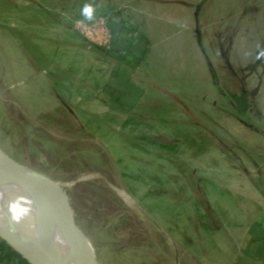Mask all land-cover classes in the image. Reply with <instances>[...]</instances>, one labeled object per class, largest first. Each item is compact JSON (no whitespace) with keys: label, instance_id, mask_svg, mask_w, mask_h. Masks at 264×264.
Here are the masks:
<instances>
[{"label":"rangeland","instance_id":"1","mask_svg":"<svg viewBox=\"0 0 264 264\" xmlns=\"http://www.w3.org/2000/svg\"><path fill=\"white\" fill-rule=\"evenodd\" d=\"M85 5L94 9L92 20L82 13ZM99 6L97 0H0V148L63 186L60 198L70 204L96 264H176L171 246L177 248L176 234L190 235L191 221L201 218L194 215L198 203L203 205L196 191L212 193L201 174L203 156L216 146L240 149L226 141L216 121L224 124L223 112L234 111L232 106H139L128 115L102 106H62L29 51L56 52L68 67L77 62L72 46L86 41L80 24L100 18ZM126 120L131 124L121 127ZM257 123L264 130V121ZM117 128L124 137L112 131ZM179 137L182 142L172 141ZM144 153L150 158L141 157ZM159 167L181 170L182 181L164 179ZM199 224L206 234L209 222Z\"/></svg>","mask_w":264,"mask_h":264},{"label":"crops","instance_id":"2","mask_svg":"<svg viewBox=\"0 0 264 264\" xmlns=\"http://www.w3.org/2000/svg\"><path fill=\"white\" fill-rule=\"evenodd\" d=\"M97 1L98 17L120 22L114 50L128 45L122 14L135 21L142 58L128 53L127 65L79 37L82 43L72 46L79 69L76 60L69 67L59 63L56 52L29 51L30 61L43 71L41 80L62 106H102L111 113H127L126 106L231 107L230 95L249 92L262 118L229 110L223 112L226 126L216 120L226 141L240 149L216 146V153L203 156L201 174L207 175L212 193L196 191L203 203L194 214L201 215L200 221L193 219L191 234H176L177 248L171 246L176 264H264V130L257 123L264 121V58H257L264 50V0ZM109 27L113 30L111 17ZM112 131L124 137L118 128ZM162 168L157 170L164 179L182 181L181 170ZM202 222L210 224L204 235ZM0 264H8L1 251Z\"/></svg>","mask_w":264,"mask_h":264},{"label":"water","instance_id":"3","mask_svg":"<svg viewBox=\"0 0 264 264\" xmlns=\"http://www.w3.org/2000/svg\"><path fill=\"white\" fill-rule=\"evenodd\" d=\"M50 183L61 185L14 160L0 148V187L15 185L34 202L35 209L30 229L25 223L18 226L11 215L6 214L7 223L0 218V240L29 264H62L56 243L57 223L61 220L71 247L72 263L96 264L86 236L69 213L70 204L60 198L62 188L52 192Z\"/></svg>","mask_w":264,"mask_h":264},{"label":"built area","instance_id":"4","mask_svg":"<svg viewBox=\"0 0 264 264\" xmlns=\"http://www.w3.org/2000/svg\"><path fill=\"white\" fill-rule=\"evenodd\" d=\"M124 21V32L127 44L136 45L140 40V32L137 28L135 21L129 18L126 14H122ZM110 16L100 17L94 20L91 24H80L82 33L89 44L96 45L102 48L105 56L114 57L121 63L127 62L126 59L128 53L126 51L114 50V45L117 43V38L114 31L109 27Z\"/></svg>","mask_w":264,"mask_h":264},{"label":"trees","instance_id":"5","mask_svg":"<svg viewBox=\"0 0 264 264\" xmlns=\"http://www.w3.org/2000/svg\"><path fill=\"white\" fill-rule=\"evenodd\" d=\"M111 17V27L113 28L114 34L116 36V38L118 39V34H117V30L119 29L120 22L118 23H113L114 20L116 18ZM116 46V44L114 45ZM121 47V46H120ZM137 45H127L126 47L122 46L121 49L122 51H126L127 53L130 54H134L137 58L140 57V59L142 58L143 52L137 51ZM230 99L233 103L232 109L233 111L241 116V117H250V115L254 114L256 117L258 118H262V113L260 111V109L258 108V106L256 105V103L251 99L249 92H242L241 94H232L230 95ZM127 109V113L131 114L132 113V109H134L137 106H126ZM126 112V111H125ZM131 120H126L124 122V126H128L129 124H131ZM132 137L127 136L126 137V141L128 143H133L132 142ZM140 141H144V142H149L150 145L154 146V147H161V145L159 144V142L157 140H149V138L146 137H140L137 138ZM162 148L164 149L165 147L162 146ZM0 251L2 252V254L5 256L8 264L11 263H18V264H29L24 258H22V256H20L17 252H15L10 246H8L5 242H3L2 240H0Z\"/></svg>","mask_w":264,"mask_h":264},{"label":"bare ground","instance_id":"6","mask_svg":"<svg viewBox=\"0 0 264 264\" xmlns=\"http://www.w3.org/2000/svg\"><path fill=\"white\" fill-rule=\"evenodd\" d=\"M57 187L62 188L63 186L59 185ZM57 187L51 184L50 190L52 192H54L53 190H56V189L59 190ZM122 195L126 197L127 200H130V197L124 195V193ZM21 196H25V195L15 185H6V186L0 187V218L5 223H7L6 214L11 215L18 226H20L21 223H25L26 228L30 229L32 227V224L30 222L31 214L17 219L15 218V213L9 211L10 205ZM56 218H58V216ZM57 225L58 227H57L56 243L58 244V247L61 252L62 264H73L71 260V247L66 237L67 234L65 232L64 225L62 224L61 220H59Z\"/></svg>","mask_w":264,"mask_h":264},{"label":"clouds","instance_id":"7","mask_svg":"<svg viewBox=\"0 0 264 264\" xmlns=\"http://www.w3.org/2000/svg\"><path fill=\"white\" fill-rule=\"evenodd\" d=\"M93 12H94V9H93L92 5H85L84 9L82 10L83 15L88 20L93 19ZM257 58L258 59L264 58V50H261L258 53ZM9 211L15 213V218H17V219H19L23 216H28L30 214H33L35 211L34 202L29 197L21 196L15 202H13L10 205Z\"/></svg>","mask_w":264,"mask_h":264}]
</instances>
